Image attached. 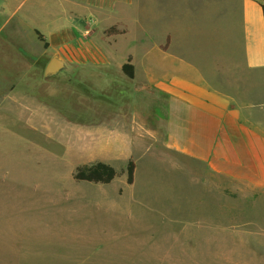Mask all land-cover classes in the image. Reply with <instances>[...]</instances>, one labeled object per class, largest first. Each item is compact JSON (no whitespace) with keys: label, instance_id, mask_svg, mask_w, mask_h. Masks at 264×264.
I'll return each instance as SVG.
<instances>
[{"label":"crops","instance_id":"crops-1","mask_svg":"<svg viewBox=\"0 0 264 264\" xmlns=\"http://www.w3.org/2000/svg\"><path fill=\"white\" fill-rule=\"evenodd\" d=\"M0 21V38L21 53L47 43L65 63L44 95L32 87L24 109L37 131L67 145L60 157L67 173L71 162L117 168L133 154L134 132L150 117L151 86L167 99V148L204 163L214 179L264 190V0H0ZM88 28L93 37L124 34L136 48L127 45L122 58L112 38L85 40ZM130 58L133 79L123 72ZM137 92L147 93L142 105L128 98ZM70 98L83 115L76 123L64 112ZM75 125L84 134L72 156Z\"/></svg>","mask_w":264,"mask_h":264},{"label":"rangeland","instance_id":"rangeland-1","mask_svg":"<svg viewBox=\"0 0 264 264\" xmlns=\"http://www.w3.org/2000/svg\"><path fill=\"white\" fill-rule=\"evenodd\" d=\"M91 34L85 40L112 38L118 55L126 57L124 34ZM128 48L135 49V41ZM47 49L44 44L37 46L36 54H25L17 42L0 38V207H41L43 214L79 210L92 235L40 233L12 220L9 212L3 217L0 209L1 264H264V190L239 180L214 179L204 163L167 148V99L151 86L150 117L144 124L139 121L143 126L134 132V152L116 164L114 181L75 179L79 167L93 163L71 162L67 173L60 158H66L67 145L37 131L30 110L24 109L32 87L44 95L47 83L65 72L45 77V66L54 56ZM33 59L37 67L30 66ZM20 76L26 77L23 83ZM128 98L142 105L147 93ZM78 104L74 98L64 99L71 122L83 116ZM82 128L70 129L72 156L80 153ZM131 160L136 167L129 184ZM31 210L34 216L35 208Z\"/></svg>","mask_w":264,"mask_h":264},{"label":"bare ground","instance_id":"bare-ground-1","mask_svg":"<svg viewBox=\"0 0 264 264\" xmlns=\"http://www.w3.org/2000/svg\"><path fill=\"white\" fill-rule=\"evenodd\" d=\"M19 176V174H17ZM2 193V191H1ZM0 204H1V194H0ZM35 208L36 213L30 215L31 209ZM41 207H0L1 215L6 217L9 212L10 218L12 220L19 222L20 224H28L35 227L37 232L51 234L52 232L59 233H69L71 237H87L91 236L92 232L89 227L85 228L83 226V215L80 211H70L64 209L58 211L57 214H43L40 213L39 209ZM86 229L87 231H84ZM76 251L88 252L87 248L83 249L75 247Z\"/></svg>","mask_w":264,"mask_h":264},{"label":"trees","instance_id":"trees-1","mask_svg":"<svg viewBox=\"0 0 264 264\" xmlns=\"http://www.w3.org/2000/svg\"><path fill=\"white\" fill-rule=\"evenodd\" d=\"M113 32H117L115 28L109 30L107 34H113ZM39 38L43 40V36L38 32ZM46 46L48 44L46 43ZM123 72L131 79L135 77V68L131 64V58L129 61L124 64ZM135 162L131 160L128 165V183L132 184L135 178ZM117 176V171L114 167L103 163L97 162L91 165H84L77 169L75 174V179L79 181H88V182H95V183H105L108 184L112 182Z\"/></svg>","mask_w":264,"mask_h":264},{"label":"water","instance_id":"water-1","mask_svg":"<svg viewBox=\"0 0 264 264\" xmlns=\"http://www.w3.org/2000/svg\"><path fill=\"white\" fill-rule=\"evenodd\" d=\"M65 69V63L60 56H54L45 68V77L51 78Z\"/></svg>","mask_w":264,"mask_h":264},{"label":"built area","instance_id":"built-area-1","mask_svg":"<svg viewBox=\"0 0 264 264\" xmlns=\"http://www.w3.org/2000/svg\"><path fill=\"white\" fill-rule=\"evenodd\" d=\"M92 32V30L90 28H88V31L86 32V34H90Z\"/></svg>","mask_w":264,"mask_h":264}]
</instances>
